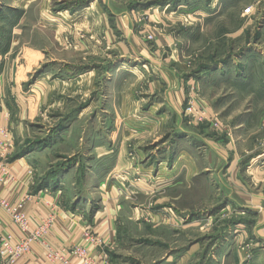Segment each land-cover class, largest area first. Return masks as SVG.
<instances>
[{"label":"rangeland","instance_id":"1","mask_svg":"<svg viewBox=\"0 0 264 264\" xmlns=\"http://www.w3.org/2000/svg\"><path fill=\"white\" fill-rule=\"evenodd\" d=\"M82 1L47 0L43 6L40 0H0V122L10 137L5 163L10 168L20 161L23 172L32 174L28 194L19 200L28 195L26 206L41 197L53 199L60 209L55 215L64 212L84 224L80 246L88 237L99 238L89 227L115 208L118 247L107 253L112 264H175L191 246L196 253L185 264H264V240L253 234L264 199L260 206H232L231 192L219 188L206 208L187 205L184 195L180 207L165 213L158 203L167 192L165 180L156 177L168 172L188 145L198 148L205 138L232 147L230 183L242 176L247 193L264 198V161L250 158L244 165L235 151L238 136L264 150V0H109L116 13L100 0L95 11L112 32L115 14L127 12L135 39L154 59L107 48L93 52L88 22L80 27ZM42 28L38 45L25 43L30 30L37 34ZM56 34L66 38L64 46L48 45ZM104 35L101 30L98 38ZM67 50L73 54L57 53ZM153 61L176 76L184 103L177 115L148 110L162 117L139 126L136 117L150 103L154 108V98L140 110L108 106L131 100V92L141 98L142 88L156 96L166 90ZM145 74L150 82L139 90L135 78ZM190 97L217 121L216 128L185 116ZM196 152L206 154L204 147ZM241 167L258 172L243 176Z\"/></svg>","mask_w":264,"mask_h":264},{"label":"crops","instance_id":"2","mask_svg":"<svg viewBox=\"0 0 264 264\" xmlns=\"http://www.w3.org/2000/svg\"><path fill=\"white\" fill-rule=\"evenodd\" d=\"M46 1L47 0H40V4L45 6ZM33 2L36 3V0H32V3ZM100 3V0H83L80 6V27L82 24H86L88 22L86 28L85 26L83 27L85 28V30H88L89 28L90 31L94 34L93 37L95 39V42L91 43V46L97 48H93V52L97 51L101 54V51L107 48L109 50H113L116 53L118 52L121 55L126 56L136 55L135 57L144 59H146L148 55L150 56V48L147 50L144 44H141L140 41L137 40V38L135 39V36L132 33V22L130 20L129 14L127 12H120V15L115 14L114 29H116V33H114L112 32L110 26L104 23L105 20L102 17V13L98 14L95 11L98 10V8L101 6ZM106 7L107 10H113L116 13L117 9L110 5L109 0H107ZM40 13H35V15L39 17ZM110 13L112 14L113 12L110 11ZM95 14H98V19L97 17H95ZM74 20L76 21L77 19H73V21ZM42 30L43 28L38 29L37 34L34 29L30 30V41L25 43L35 46L36 44L38 45L37 42H39L40 38L42 37ZM101 30L104 31L105 34L103 39L98 38L99 31ZM118 31H121L120 33L122 34V38L117 39L116 34H118ZM50 39H53L50 44L47 42V38L46 42L51 47L64 46L66 44V38H63V35L60 36L56 34L54 38L51 37ZM155 49L157 50V46H155ZM44 52L52 54L50 50H45ZM157 52L159 51L157 50ZM57 53L66 56H71L73 54V52L70 50H67V54H63V52L61 54V51ZM83 53L84 52H82V54ZM84 62H87V60H84ZM150 64L151 66L155 64L154 67L159 70L160 76L158 78V82H160V84H167L168 86L166 90H160L159 96H156L155 90L153 92L147 93L145 92L146 90L142 88V90L138 93L139 95L135 94L137 96H141V98L134 97V94L131 92V100H121L120 102L114 104L112 103V105L109 104L108 106L111 110H140L143 106L147 105L146 103L149 100V97L154 98V108L153 106L151 107L152 103H150V106H148L149 108L145 113H143L141 116H138L137 114V119L134 118L136 122L139 123V126H142L144 124H154L159 120V117H162V114L157 118H155L156 116L153 117L152 114L148 113L149 111H151V109L156 110H154L153 113L165 109L166 112H174V114L177 115L178 111L181 109V106L184 103L185 93L176 76L173 73H167L163 69V67L161 68L160 65L156 64L155 61L151 62ZM105 65L111 64L105 63ZM112 65H114L113 62ZM121 69L120 71H122ZM164 77H166V79H169L170 82H164ZM139 78L142 79L141 83ZM135 80L136 85L139 86L137 89L140 90L141 87H146V84L150 82L149 74H145V77L143 78L136 76ZM119 119L120 120L118 121V124H121L123 120L121 118ZM194 140H196L195 137ZM250 142V140L243 138V136H238L237 138L235 151L238 157L242 156V163H244V165L248 164L246 163V161L250 158H252L251 160L255 164H257V161L258 163L264 161V150L258 148L259 143L254 142L253 145H251ZM198 143V148H194L193 146L188 145L186 149L187 152L180 154L174 160L172 167L168 172L156 173L157 178H162L165 180L164 189L167 190L166 195L163 198H160V200L158 201V203H160V205L163 207L162 211L166 213L167 211L171 210V206L175 208V204H178V207H180L179 202L181 197L184 195L185 199L189 201L187 205L190 204L195 207L206 208L212 205V203L214 202V195L212 194V192L215 189L219 188L231 192V196L228 197V199L230 202H232L230 203L232 204V206L244 207L245 204L260 206L261 201H263L264 199L263 196L261 194L249 195L247 193L248 186L244 183L242 176L238 177V181L233 182L234 178H232L230 179V183V181L228 180V173L229 171H231V167L228 166V161L231 157L229 154V150L232 147L228 145L227 149H223L216 145L218 143H216L215 141L205 138ZM262 146H264V143L262 144ZM203 147L206 154H204L203 157H200L201 155L196 151L200 150V148ZM20 163L21 162L19 161L18 163L11 164L10 169L14 174H16V176L21 175V180L11 185H0V196L6 198L7 200H11L12 202L19 201L20 196L24 192H26V187L28 186L27 181L29 180V177L25 174V171L23 172L24 166L21 165L22 163ZM241 168H243V170H241V175L243 176L251 175L253 172H258L257 169H253L251 167L246 168L248 172L244 167ZM248 179L249 176L248 178H246V181L249 183ZM202 191H204V195L202 194ZM233 191H235V194L233 193ZM188 196L192 197V199H190ZM110 208L111 209L109 210L108 215H106V219L102 218V220H98V222H96L95 224L92 223L93 225L89 227L91 232L99 234L98 237L101 240L100 245L87 247L91 257L93 258L106 256V258L108 259V249L111 248L110 250H112L113 248L115 249L116 247H118V236L115 230L116 223H114L117 219H115L114 221V213L116 212L117 218L119 212L117 213V210L115 211V208ZM121 208L122 206L120 207V209ZM58 210H60L58 208V204L55 203L53 199L48 197H41L40 200H31L25 206L26 214H28L29 217L35 222L39 219H42L46 215L55 214ZM174 213L176 214V211H174ZM54 216L55 221L52 225L49 235L50 244L55 248L64 249L66 251H69L73 246H79L82 242V229L84 228V224H82L79 219H72L71 217L65 215L64 212ZM258 217H260V220L258 221L259 223H254L253 234L255 233L254 235L257 239L264 240V211ZM6 226L7 219L0 214V230L7 229ZM183 253V255L179 254L175 264H185L186 260H188L191 255H195L196 248L195 246H191L187 250H184ZM230 258L231 256L228 259ZM232 259L233 261H235L234 257ZM18 264L48 263L43 262L40 248L36 244H32L29 253L24 256L18 262Z\"/></svg>","mask_w":264,"mask_h":264},{"label":"built area","instance_id":"3","mask_svg":"<svg viewBox=\"0 0 264 264\" xmlns=\"http://www.w3.org/2000/svg\"><path fill=\"white\" fill-rule=\"evenodd\" d=\"M151 37H148L150 39ZM191 95V93H190ZM185 116L200 124L209 121L213 128L218 126L214 119H209L204 112L198 108L190 97L185 109ZM215 122H214V121ZM9 132L7 125L0 122V185H11L19 181L5 163V156L9 150ZM28 177H32L31 171H26ZM27 193V192H26ZM28 194V193H27ZM29 200L24 195L19 201L12 202L0 196V214L7 219V229L0 230V264H18L26 256L32 244L38 245L42 257L48 264H110L106 256L100 258L91 257L86 246H98L99 238L88 237L83 240L82 246H73L69 251L53 247L49 242L50 229L54 224L55 214H49L45 218L33 221L25 215L24 206Z\"/></svg>","mask_w":264,"mask_h":264}]
</instances>
